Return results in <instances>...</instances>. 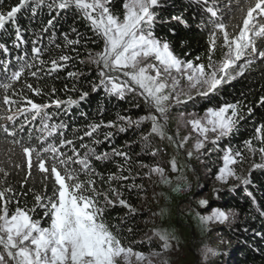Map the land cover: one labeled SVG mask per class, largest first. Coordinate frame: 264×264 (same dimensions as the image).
<instances>
[{
  "label": "snow or ice",
  "instance_id": "6c2138e0",
  "mask_svg": "<svg viewBox=\"0 0 264 264\" xmlns=\"http://www.w3.org/2000/svg\"><path fill=\"white\" fill-rule=\"evenodd\" d=\"M111 2L112 0H50V2L48 0H19V3L12 6L10 10L0 7V32L11 23L15 31L14 46L17 48L20 44L26 43L17 22V14L26 6H31L34 14L45 4L50 11L55 10L57 13L75 8L89 22L91 30L103 40L102 51L88 53L89 62L97 65L100 76L99 84L93 83L92 90L96 91L98 87H103L108 95H116L121 99H124L126 94L139 91V95L143 97L149 109L146 115L133 120L130 116L118 113L116 121H108L106 125L104 121L89 124L84 136L92 137L101 127H114L118 132L123 133L133 126L138 129L145 122H150V132L142 137L146 142L145 147L150 145V137L155 135L162 140L167 138L178 149H182L190 137L185 136L177 143L179 130L176 137L167 131L172 105L182 103V98L191 99L189 93L193 89L203 96L214 93L226 80L236 78L229 75L230 70L238 68L236 76H242L254 59L264 60V50L258 48V40H264V23L260 22L264 20V0H248L246 10L241 9L244 13L242 26L239 27L236 35H230L227 25L218 19L219 11L215 4H209L208 0H198L204 13L209 15L208 24L211 25L207 65L194 63L192 60H182L174 53L167 40L156 37L154 33V27L158 22L156 9L162 6L161 0H123L122 15L112 11ZM56 18L54 16L49 19L48 26H51ZM172 20L187 26V22L181 16H173ZM44 31H47V27ZM72 32L76 33V29L73 28ZM217 32L223 34V43L227 48L224 58L218 64L212 59ZM64 40L65 47L75 46L81 42L78 33L76 39H69L65 34ZM38 42L39 38L32 42L31 52L34 63L28 62L27 53L17 58L19 67L11 71L8 77L9 83L0 84L5 92L12 87V82L19 80L26 70L31 76L38 77L44 69L45 61L41 59V56L46 49L37 47ZM56 47L59 48L60 45L57 44ZM0 49L5 53L8 52V48L3 43H0ZM75 50L73 47V51ZM70 60L71 57L68 55H61L58 60L52 59L51 67L45 74L50 76L58 72L65 68V62ZM149 61L154 62L149 63ZM81 63L84 61L82 60ZM4 67L7 70L9 65L5 64ZM33 68L35 71H32ZM112 73H122L126 79L118 83L120 77ZM67 75L70 78L79 79L82 74L68 72ZM181 78L187 81V91L179 87ZM26 86L35 95L41 94L40 88H33L31 84ZM88 95V92H81L78 99L69 98L66 101L57 99L51 101V104L68 111L85 100ZM3 103L22 105L17 108L16 113L7 116L10 121L14 120L18 113H29L33 120L40 118L41 136L36 146L25 145L15 139L13 143L21 146L29 175H31V170L36 168L44 174L45 179L49 176L54 178V185L50 196L47 192L44 195L35 194V204L31 209L16 207L14 211L9 209L11 199L6 198L7 193H12L14 189L9 186L0 190V248H2L0 264H132L133 258L136 264H144L145 261L147 264H154L153 257H159L163 252L171 249V241L175 239V236L166 230L153 229V235L162 242L161 251H153L149 254L134 251L131 246H124L118 233L112 230L117 226H109L104 221L107 207H114L117 202L128 209L130 214H135L136 209L123 198V194L117 188L110 186L108 191H97L93 177L99 176L100 173L93 168L91 158L110 162L114 157H121L127 164L131 160L127 152L113 147L110 153L105 151L97 154L95 147L81 144V148L88 149L81 156L73 140L61 138L59 144L48 143L54 134H60L62 137L61 129L66 127L63 122L59 124L51 122L52 117L44 111L50 107L49 104H38L27 97H22L20 101H17L7 94L3 97ZM259 104L264 107V96L259 98ZM243 108L244 104L240 100L234 103L225 102L217 108H208L203 117L188 119L186 123L203 137L197 140L194 147L197 150L204 148L209 132L216 134L215 139L211 141L213 144L221 137L230 136L245 119ZM247 111L251 113L253 109L248 107ZM189 115L194 116V114ZM180 116L183 120L185 114L181 113ZM20 131H24L23 127ZM4 132L14 136L8 128H4ZM255 132L254 139L264 145V124L256 127ZM113 135L112 132L106 133L105 141L111 139ZM94 143L99 145L102 141L97 139ZM244 145L250 153L255 154L259 151L261 158L264 159V146L257 149L253 146L252 140L244 141ZM66 146L70 147L72 155L61 151ZM156 153L157 150L154 149L152 155ZM191 155L192 152H188V156L191 157ZM222 159L223 165L219 168L216 177L218 181L227 183L230 178H235L245 185L250 182L247 178L238 176L234 168V165L244 160L242 152L234 151L229 147L224 151ZM77 164L81 166L80 171L71 167ZM170 165L172 171L178 170L175 158L170 161ZM16 167L20 165L17 164ZM142 167L149 168V172L145 175L158 174L163 183H171L163 167L159 165H142ZM252 167L264 168V163L253 164ZM118 168L123 169L124 165H118ZM0 173L4 176L8 175L2 168H0ZM81 173L88 178L81 179ZM120 179H127V177L113 174L107 178L110 185L111 181ZM129 187L143 190L142 185ZM173 190H181L179 184ZM109 192L115 196V199L109 196ZM101 196H103V204L99 199ZM200 204L205 205L207 201L201 200ZM40 210H43V217L49 219L46 227L42 226L40 219L35 218V214ZM260 214L264 216V212ZM199 219L203 225L212 222L223 224L229 220V213L214 209L211 215L199 216ZM203 253L206 257L215 255L210 248H205ZM161 264H169V262L165 259Z\"/></svg>",
  "mask_w": 264,
  "mask_h": 264
},
{
  "label": "trees",
  "instance_id": "16d2710c",
  "mask_svg": "<svg viewBox=\"0 0 264 264\" xmlns=\"http://www.w3.org/2000/svg\"><path fill=\"white\" fill-rule=\"evenodd\" d=\"M18 3L19 0H0V7L10 10ZM161 3L162 6L156 9L158 13V22L154 27L156 37L167 40L174 53L182 60H192L194 63L207 65L211 25L208 24L209 15L204 13L198 0H161ZM208 3L216 5L219 11L218 19L227 25L229 34H238L244 15L241 9L246 10L248 0H208ZM110 8L115 14L122 15L123 0H112ZM54 16L57 18L51 26H48V20ZM173 16H181L187 22V26L172 20ZM17 22L26 43L20 44L19 48L14 46L15 31L11 23L0 32V43L8 48L6 53L0 49V84L9 83L8 77L11 71L19 67L18 57L25 56L27 53L28 62L34 63L31 52L33 40L39 38L36 46L46 51L41 56V59L45 61L44 69L38 77L31 76L26 70L19 80L12 82V87L7 92L0 87V168L8 173L7 176L0 173V190L9 186L14 189L12 193L6 195V198L11 199L10 211H14L16 207L31 209L35 204V194L44 195L47 192L50 196L53 192L54 178L49 176L45 179L44 174L36 168H33L29 175L21 146L14 144L13 140L36 146L41 136V120L40 118L33 120L29 113H18L14 120H8L7 116L16 113L17 108L22 105H5L3 103L5 94L17 101L27 97L35 103L50 105L44 111L52 117L51 122L57 124L63 122L66 127L61 129L62 137L60 134H54L48 143L59 144L61 138L73 140L81 156L88 150L81 148V144L95 147L97 154L105 151L110 153L113 147L128 153L131 160L127 164L121 157H114L110 162L91 158L93 168L100 173L99 176L93 177L97 191H108L110 186L117 188L123 194V198L136 209L135 214H130L128 209L117 202L114 207H107L104 221L109 226H117L112 230L118 233L124 246H131L134 251L143 253L160 251L162 242L158 237L146 232L145 220L148 210L142 205V196L147 191L148 177L145 175L148 168L142 165H159L160 157L166 152L154 141L153 136L150 137V145L145 147L146 142L142 137L150 132L151 123L145 122L138 129L133 126L123 133L118 132L114 127H101L92 137L84 136L89 124L104 121L106 125L108 121H116L118 113L130 116L133 120L146 115L149 109L143 97L135 92L126 94V97L121 99L116 95H108L103 87H98L96 91L92 90L93 83L99 84L100 76L97 65L89 62L88 53L102 51L103 40L91 30L89 22L75 8L57 13L55 10L50 11L45 4L34 14L31 6H26L17 14ZM260 22L264 23V20ZM45 27L47 31H44ZM73 28L76 29V33L72 32ZM77 33L80 44L65 47L64 35L67 34L69 39H76ZM215 40L216 47L212 52V59L218 64L224 58L227 48L224 46L222 33L217 32ZM57 44L60 45L59 48L56 47ZM258 48L264 50V40H258ZM61 55L71 57L70 61L65 62L66 67L50 76L46 75L45 73L51 67V60H58ZM197 57L200 59L197 60ZM82 60L84 63H81ZM5 64L9 65L7 70L4 67ZM32 71H35V68ZM237 71H239L238 68L230 70L229 75L236 78L226 80L216 92L207 96L196 94L191 98V103L179 105L180 108L202 112L208 108H217L225 102L234 103L237 100L243 102L245 119L230 136L221 137L210 147L208 165L213 171L220 166L221 157L229 147L234 151L242 152L244 161L250 160L252 164L264 163L259 151L255 154L250 153L244 145V141L252 140L253 146L257 149L264 146L254 139L256 127L264 124V107L259 104V98L264 96V60L254 59L242 76H236ZM68 72H77L82 75L79 79L70 78L67 75ZM27 84H31L33 88H40L41 94L35 95L27 88ZM53 89H55L54 92ZM81 92H88V97L68 111L51 104V101L57 99L61 101L69 98L78 99ZM248 107L253 109L251 113H248ZM21 127L24 131H20ZM4 128H8L14 136L5 133ZM108 132L114 135L105 141L104 137ZM97 139L102 143L95 144L94 141ZM154 149L157 150L156 155H152ZM61 151L72 155L68 146ZM17 164L20 167H16ZM118 165H124V168L120 169ZM48 166L50 168V164ZM71 167L76 171L81 169L78 164ZM113 174L127 177V179L113 180L110 185L107 178ZM87 178L81 173V179ZM242 178H247L250 182L245 185L241 181H232L228 188L220 189L207 202L211 208H206L203 212H208L214 207L221 210L227 209L229 222L217 230L222 233L224 242L217 248L216 256L199 264H264V216L260 214L264 212V168H253L251 165ZM131 185H142L143 190L129 187ZM108 194L115 199L111 192ZM99 199L103 204V196ZM35 218L41 220L42 226L49 223V219L43 217V210L36 213Z\"/></svg>",
  "mask_w": 264,
  "mask_h": 264
},
{
  "label": "rangeland",
  "instance_id": "374dc122",
  "mask_svg": "<svg viewBox=\"0 0 264 264\" xmlns=\"http://www.w3.org/2000/svg\"><path fill=\"white\" fill-rule=\"evenodd\" d=\"M153 62L149 61V63ZM112 75L120 77L118 83L126 79L122 73H112ZM179 87L187 91V81L181 78ZM137 92L139 93V91ZM189 94L193 98L197 91L193 89ZM182 100L185 105L192 102V99L182 98ZM179 105H172L167 131L176 137L179 130L177 143L182 141L185 136L190 138L185 143L184 148L178 149L167 138L162 140L153 135L154 141L166 151H163L165 153L160 157L159 166L165 169V174L171 183L165 184L158 174H152L147 177V191L142 196V205L148 210V216L145 220L146 232L153 235V229H161L175 236V239L171 241L172 247L169 251L163 252L159 257L152 258L154 264H161L165 259L168 260L169 264H199L201 261L207 262V259H213L216 256L217 248L224 242L222 233L217 230L221 229V226L229 220L223 224L216 222L207 225L201 224L199 216H209L214 209L219 208L214 207L208 212H203L206 208H211V205H201L200 201L208 202L220 189L228 188L232 181H240L235 178H230L227 183L217 180V173L223 165V156L216 171H213L212 167L208 165L211 141L215 139V133H208V140L205 142L204 148L197 150L194 147L197 140L203 139V137L193 131L191 125L187 124L186 121L203 117L206 110L202 112L193 109L187 110L180 108ZM181 113L185 114L183 120L180 116ZM189 114H194V116ZM188 152H192L191 157L188 156ZM173 158H175L178 166V170L175 172L172 171L170 165ZM251 165H253L252 161L243 160L234 165V168L237 175L242 177L244 173L249 171ZM178 184L181 190L174 191L173 189H176ZM224 211L228 212L227 209ZM205 248L212 249L215 255L206 257L203 253ZM151 252L153 251L145 254ZM132 264H136L135 258H133ZM144 264L147 262L145 261Z\"/></svg>",
  "mask_w": 264,
  "mask_h": 264
}]
</instances>
